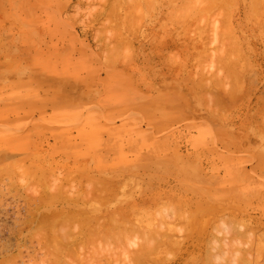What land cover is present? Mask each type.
I'll return each mask as SVG.
<instances>
[{
	"label": "rangeland",
	"instance_id": "rangeland-1",
	"mask_svg": "<svg viewBox=\"0 0 264 264\" xmlns=\"http://www.w3.org/2000/svg\"><path fill=\"white\" fill-rule=\"evenodd\" d=\"M198 1L0 0V259L264 264V0Z\"/></svg>",
	"mask_w": 264,
	"mask_h": 264
},
{
	"label": "bare ground",
	"instance_id": "bare-ground-1",
	"mask_svg": "<svg viewBox=\"0 0 264 264\" xmlns=\"http://www.w3.org/2000/svg\"><path fill=\"white\" fill-rule=\"evenodd\" d=\"M171 1H173V0H171ZM174 1H175V0H174ZM180 1L182 2L183 0H180ZM184 1H185V0H184ZM186 1H188V0H186ZM192 1H194V0H192ZM202 1H203V0H202ZM250 1H251L252 3H250L248 7L252 9V7H253L254 5H253V6H250V5H252L254 1H255V3H256V0H253V1L250 0ZM250 1H249V2H250ZM257 1H258V0H257ZM259 1H260V0H259ZM259 1H258V2H259ZM262 1H263V0H262ZM189 2H190V1H189ZM205 2H206V4H207L208 2H212V4L214 3V1H212V0H211V1L208 0V2H207L206 0H204V4H205ZM176 3H177V2H176ZM198 3H202L201 0L198 1ZM215 3L217 4V1H215ZM262 3H263V2H262ZM262 3H261V4H262ZM212 4H211V3H210V4L208 3V4L206 5V7L208 6V7L211 9V7H210L209 5H212ZM213 5H214V6H217V5H215V4H213ZM213 5H212V6H213ZM262 5H264V3H263ZM262 5H261V6H262ZM261 6H260V7H261ZM208 7H207V8H208ZM262 7H263V6H262ZM213 8H215V7H213ZM213 8H212V9H213ZM251 9H249V10H251ZM259 9H260V8H259ZM260 11H261V10H260ZM263 11H264V10H263ZM263 11H261V12H263ZM249 12H251V11H249ZM251 13H252V12H251ZM214 26L216 27V24H213V28H214ZM226 28H228V27H226ZM215 29H217V28H215ZM231 30H232V29H231ZM228 31H229V30H228ZM218 32H219V31H218ZM218 32L215 30L214 34H216V36H217ZM231 32H232V31H231ZM223 33H224V34L226 33L225 35H227V33H228V36H232V35H233V34H231L230 32H226V30H225V32H222V34H223ZM232 39H233V38H232ZM234 39H235V38H234ZM235 41L237 42V40H235ZM233 42H234V41H233ZM236 42H235V43H236ZM238 43H239V42H238ZM233 45H234V43H233ZM236 45H237V47L239 46L238 44H236ZM236 45H235V47H236ZM82 163H83V162H82ZM30 164H31V163H30ZM84 164H85V163H84ZM80 165H81V164H80ZM82 166H83V165H82ZM84 166H85V165H84ZM18 168H19V165H18ZM18 168H17V169H18ZM82 169H83V167H82ZM84 170H85V169H84ZM2 171H3V170H2ZM80 171H82V170H80ZM107 171H108V170H107ZM4 172H5V171H4ZM83 173H84V172H83ZM4 174H5V173H4ZM6 174H7V173H6ZM73 174H74V173H73ZM77 174H78V173H77ZM74 175H75V174H74ZM66 176H67V175H66ZM68 176H69V174H68ZM81 176H82V172H81ZM71 177H73V176L71 175ZM71 177H69V178H71ZM93 177H95V176H93ZM1 178H2V176H1ZM65 178H66V177H65ZM65 178H63V179H65ZM91 179H92V178H91ZM66 180H67V179H66ZM82 180H84V177H83ZM82 180H80V181H82ZM87 180H88V179H87ZM89 180H90V179H89ZM98 180H99V179H98ZM106 180H107V179H106ZM113 180H114V179H113ZM111 181H112V179H111ZM78 182H79V181H78ZM107 182H108V181H106V183H107ZM71 183H73V182L71 181ZM75 183H77V182H75ZM86 183H87V182H86ZM94 183H95V182H94ZM96 183H97V182H96ZM96 183H95V184H96ZM102 183L104 184V182H102ZM113 183H115V182L113 181ZM116 183H117V182H116ZM84 184H85V183H84ZM89 184H90V183H89ZM95 184H94V185H95ZM97 184H98V183H97ZM109 184H110V183H109ZM61 185H62V184H61ZM73 185H74V183H73ZM79 185H80V184H79ZM82 185H83V184H82ZM87 185H88V184H86V186H87ZM121 185H122V184H121ZM70 186H71V185H70ZM86 186H85V189H86ZM90 186H91V184H90ZM95 186H96V185H95ZM98 186H99V185H98ZM103 186H104V185H103ZM107 186H109V185L107 184ZM110 186H113V184L110 185ZM60 187H61V186H60ZM74 187H76V186H74ZM88 187H89V186H88ZM92 187H93V186H92ZM117 187H118V185H117ZM57 188H58V187H57ZM64 188H65V187H64ZM99 188H100V187H99ZM113 188H114V187H113ZM62 189H63V188H62ZM65 189H66V188H65ZM69 189H70V188H69ZM71 189H75V188H71ZM76 189H77V188H76ZM87 189H88V188H87ZM89 189H90V188H89ZM91 189H92V188H91ZM100 189H101V188H100ZM111 189H112V188H111ZM116 189H117V188H116ZM58 190H59V189H58ZM67 190H68V188H67ZM82 190H83V189H82ZM95 190H96V189H95ZM98 190H99V189H98ZM106 190H108L107 187H106ZM106 190H104V191H105V194L109 191V190H108V191H106ZM113 190H114V189H113ZM113 190H111V191H113ZM37 191H38V190H37ZM76 191H77V190H76ZM85 191H86V190H85ZM85 191H84V192H85ZM89 191L91 192V190H89ZM89 191H88V192H89ZM93 191H94V189H93ZM99 191H100V190H99ZM44 192H45V191H44ZM61 192H62V191H61ZM74 192H75V191H74ZM88 192H87V193H88ZM90 192L88 193L87 198H88V197H92V196H90V194H91ZM95 192H97V191H95ZM95 192H93V193H95ZM114 192H115V191H114ZM54 193H56V192H53V195H54ZM63 193H64V192H63ZM79 193H80V192H79ZM81 193H82V192H81ZM102 193H104V192H102ZM108 193H110V191H109ZM108 193H107V194H108ZM112 193H113V192H111L109 195L112 196V195H113ZM156 193H157V192H156ZM50 194H52V191H50ZM107 194H106V195H107ZM111 194H112V195H111ZM38 195H39V194H38ZM42 195H43V194H42ZM42 195H40V196H42ZM65 195H67V194L65 193ZM75 195H76V194H75ZM75 195H74V197H75L74 199H76V196H75ZM93 195H94V194H93ZM103 195H104V194H103ZM103 195H100V197H98V198L101 200V197H102ZM106 195H104L105 197L103 196L102 199H103V198L106 199V197H108V195H107V196H106ZM159 195H160V194H159ZM36 196H37V195H36ZM45 196H46V195H45ZM57 196H60V195H56V197H57ZM69 196H70V195H69ZM71 196H73V195H71ZM79 196H81V198H80V202H81V199H83L82 197H86V194H85V196H83V194H82V195L79 194ZM79 196L77 197V199H76L74 202L78 201ZM94 196H95V195H94ZM150 196H151V195H150ZM34 197H35V196H34ZM38 197H39V196H38ZM56 197H55V198H56ZM61 197H62V196H61ZM32 198H33V197H31V199H32ZM47 198H48V197H47ZM62 198H63V197H62ZM87 198H86V202L89 201V200H87ZM149 198H151V197H149ZM158 198H159V197H158ZM42 199H43V198H42ZM42 199H41V200H42ZM49 199H50V198H49ZM49 199H48V200H49ZM51 199H52V197H51ZM56 199H57V198H56ZM59 199H60V198H59ZM68 199H69V198H68ZM68 199L65 200V202L68 201ZM71 199H72V198H71ZM71 199H69L68 202H70ZM88 199H90V198H88ZM92 199L94 200L95 198H92ZM92 199H91V200H92ZM108 199L111 200V198H107L106 200H108ZM151 199H152V198H151ZM151 199H150V201L152 202ZM159 199H160V198H159ZM159 199H157L156 202L159 201ZM35 200H36V199H35ZM37 200H39V199L37 198ZM46 200H47V199H46ZM95 200H96V199H95ZM97 200H98V199H97ZM100 200H99V201H100ZM106 200L103 199L102 201L107 202ZM153 200H154V199H153ZM29 201H30V200H29ZM53 201H54V199H53ZM57 201H58V199H57ZM62 201H63V200H62ZM83 201L85 202V199H84ZM99 201H98V202H99ZM147 201H148V199H147ZM150 201H149V202H150ZM35 202H36V201H35ZM35 202H34V203H35ZM37 202H38V201H37ZM37 202H36V203H37ZM39 202H40V200H39ZM48 202H49V201H48ZM50 202H51V201H50ZM68 202H67V203H68ZM72 202H73V201H72ZM74 202H73V203H74ZM108 202H110V201H108ZM144 202H145V201H144ZM151 202H150L149 204H151ZM31 203L33 204V201H31ZM41 203H42V202H41ZM43 203H45V201H44ZM51 203H52V202H51ZM54 203H55V202H54ZM77 203H79V202H76V204H77ZM102 203H104V202H102ZM146 203H147V202H146ZM153 203H154V205H155V202H154V201H153ZM46 204H47V203H45V205H46ZM48 204H49V203H48ZM56 204H57V202H56ZM71 204H72V203H71ZM104 204H105V203H104ZM104 204H103V205H104ZM143 204H144V203H143ZM147 204H148V203H147ZM36 205H37V204H36ZM36 205H34V206H36ZM69 205H70V204H69ZM101 205H102V204H101ZM51 206H53V205H51ZM145 206H146V205H145ZM148 206H149V205H148ZM37 207H38V205H37ZM43 207H44V205H43ZM67 207H68V206H67ZM126 207H127V206H126ZM132 207H133V206H132ZM29 208H31V207H29ZM29 208H28V209H29ZM127 208H128V207H127ZM127 208H126V209H127ZM34 209H35V211H36V213H37V210H38V209L36 210V207H34ZM68 209H69V210H68ZM68 209H66V210H67V211H70V210H71L70 208H68ZM123 209H124V208H123ZM132 209H133V208H132ZM40 210H41V209H40ZM50 210H51V209H50ZM66 210L64 209L63 211H66ZM74 210L76 211V208H75ZM78 210H82V209H78ZM128 210H129V209H127V211H128ZM164 210H165V209H164ZM169 210H170V209H169ZM31 211H32V210H31ZM42 211H43V210H42ZM44 211H45V210H44ZM44 211H43V212H44ZM48 211H49V210H48ZM56 211H57V208H56ZM63 211H62L61 213H63ZM71 211H73V210H71ZM82 211H83V210H82ZM32 212H33V211H32ZM39 212H40V211H39ZM46 212H47V209H46L45 213H46ZM52 212H53V211H51V214H52ZM78 212H79V211H78ZM78 212L76 211V214H75L74 212H69V213H67L69 216H68V215L66 216V215L64 214L65 217H68V218H70V217H72V216H73V217L75 216V221H74V218H72L73 220H71V218H70V219L67 218V220H69V221H66V219L63 218V217H64L63 214L61 215V217H62V216H63V217H62L61 219H60V218H59V219H60V220L64 219V221H65L66 223H65L63 220H62V221H59L58 218L56 219V220L59 221L60 223H61V222H64V223H65V224H63L64 226L60 228L61 231H59V232L62 233V234H58V235H60V237H56V238H55V235H53L55 232H53V234H52L54 237L51 236V237L54 238V240L57 241V242H56V241H53V243L55 242V243L57 244L58 241H59V243H58L57 245L53 244L54 247H55V246H58V247H59V246L61 245V246L59 247V250H58V251H60V252L62 253L63 251H65V250H64L65 248H67L66 250H68L67 252L65 251V252H66L65 254H61V255H63V256H62V260L65 259V258H63V257H65L66 254H68V252H70V256H71V255H72V256H73V255H74V256L78 255V256L75 257L76 259L73 258V259H75V261L78 260V259H79V253L77 254L76 250L79 248L78 251L81 250V252L83 253L82 250L89 249V248H86L85 246H87L88 243H89V244H88V247H89V245H91L90 242H88V243L85 242L86 245L84 244V247H85L86 249H84V247L82 246V243H84V239L86 240V239H88V238H90V237H88V236H87V237H85V236L83 237V236H82V237H83V238H82V237H81V234L79 233V232H81V230H82L83 234L85 233V234L87 235V233H88V229L86 230L87 233H86V231H85V232L83 231L84 228L80 230V228H82L83 226H82V223H81V222H80L81 224H80L78 221L76 222V218H77V219L79 218V217H78ZM80 212H81V211H80ZM83 212H84V211H83ZM119 212L121 213V212H123V210H121V211H119ZM119 212H118V213L114 212L115 215L112 214V216H110L111 219H114L115 216H116V217H115L116 219H117V217H119V216L121 217V215H119V214H120ZM125 212H126V211H125ZM129 212H130V211H129ZM132 212H133V211H132ZM132 212H131V213H132ZM135 212H136V211H135ZM27 213H29V212L27 211ZM49 213H50V211H49ZM54 213H55V212H54ZM61 213H60V214H61ZM70 213H71V214L74 213V215L72 214V216H71ZM84 213H85V212H84ZM84 213L82 214L83 217L81 216V214H80L79 216L81 217L82 220H83L84 218L87 217V218L85 219L86 221L84 222V227H85L88 223H89V225L92 224V222H93L96 218H94V217L92 216V217H91L92 220H93V221H92L91 218L88 217V215H86V214H84ZM164 213H165V212H164ZM170 213H171V212H170ZM30 214H31V213H30ZM32 214L35 215V212L32 213ZM32 214H31V215H32ZM57 214H58V212H57ZM57 214H56V215H57ZM117 214H118L119 216H117ZM128 214H130V213H128ZM165 214H166V213H165ZM168 214H169V213H168ZM168 214H166V215H168ZM171 214H172V213H171ZM40 215H41V214H40ZM40 215H39V216H40ZM46 215H47V214H46ZM58 215H59V214H58ZM84 215H85V216H84ZM124 215H125V214H124ZM124 215H123V216H124ZM43 216L45 217V215H43ZM47 216H48V215H47ZM54 216H55V215H54ZM59 216H60V215H59ZM123 216H122V217H123ZM126 216H127V215H126ZM27 217H28V216H27ZM30 217H32V216H30ZM33 217H34V216H33ZM51 217H52V216H51ZM51 217H50V218H51ZM55 217H56V216H55ZM110 217H108V218H110ZM112 217H113V218H112ZM120 217H119V218H120ZM35 218H36V217H35ZM38 218H39V217H38ZM40 218H41V216H40ZM93 218H94V219H93ZM101 218H102V217H101ZM124 218H125V217H124ZM124 218H123V219H124ZM26 219H27V218H26ZM28 219H30V218H28ZM41 219H42V218H41ZM41 219H39V220H41ZM45 219H46V218H45ZM52 219H54V218L52 217ZM52 219H51V221H52ZM99 219H100V218H98V220H99ZM103 219H105V218L103 217ZM32 220H33V219H32ZM39 220H37V222H38ZM49 220H50V219H49ZM79 220H80V218H79ZM87 220H91L92 222L90 221V222H91V223H90V222H88ZM98 220H97V223L100 222V221H98ZM108 220H109V219H108ZM24 221H25V220H24ZM26 221H27V220H26ZM33 221H35V220H33ZM42 221H43V219H42ZM46 221H47V220H46ZM51 221H49L50 223L47 221L48 224H51ZM72 221H74V222H72ZM83 221H84V220H83ZM103 221H104V220H103ZM103 221H102V222H103ZM109 221H110V220H109ZM109 221H108V222H109ZM118 221H119L118 219L115 220V222H114L113 224H112V221H111L110 224H107V227H108V226L111 227V224L114 225L116 222L118 223V225L115 224V226H113V227L115 228V227H117V226H120L121 223L119 224ZM18 222H19V221H18ZM29 222H30V220H29ZM31 222H32V221H31ZM35 222H36V221H35ZM40 222H41V221H40ZM40 222H38V223L40 224ZM54 222H55V221H54ZM54 222H52V225L54 224ZM69 222H71V223H73V224L76 222V223H75V224L77 225L76 228H78L77 230H79V232L76 231V232L73 233L72 231H73V230H76V229H72V228L68 229L70 226L73 225V224H71V223H70V224H71V225H70ZM86 222H87V224H86ZM104 222L106 223V221H104ZM42 223H44V221H43ZM42 223H41V224H42ZM97 223H96V224H97ZM25 224H26V222H25ZM39 224H38V225H39ZM48 224H47V225H48ZM55 224H57V222H56ZM58 224H59V223H58ZM58 224H57V225H58ZM67 224H69V225H67ZM75 224H74V227L76 226ZM79 224L81 225V227H80ZM99 224H100V223H99ZM102 224H104V223H102ZM122 224H123V223H122ZM28 225H29V224H28ZM32 225H34V223H33ZM38 225H37V227L35 226L36 228H35L34 226H32L33 229H34V228H35V229H38V228H39V229L44 228L43 226L41 227V226H38ZM52 225H51V226H52ZM65 225H67V226H65ZM89 225H88V227H89ZM93 225H94V224H93ZM93 225H92V226H93ZM105 225H106V224H105ZM44 226H45V225H44ZM54 226H56V225H54ZM54 226H52V229L54 228ZM78 226H79L80 228H79ZM90 226H91V225H90ZM92 226H91V227H92ZM95 226H96V225H95ZM99 226H102V225L100 224V225H97V226L95 227V228H96V232H97V234L94 232V231H95V230H94V227H92V228H93L92 231H91V229H89L90 232H93L92 234L90 233L89 236L93 235V236H95V238H96V236H97V238H98V236H99V237H100V238H99L100 240H101L102 238L106 237V236H107V233H108L111 229H110L109 231L107 230L108 232H107L106 234L103 233V235L101 234V236H100V232H101V230H102V232H103V229H104V232H105V230H106L105 227H106V226H105L104 228H102L104 225H103L101 228H100ZM32 227H30V230H31ZM48 227H49L50 230H51V227H50L49 225H48ZM64 227H66V228L68 227L67 229L70 230L71 233H73L74 235H73V234L70 235L71 233L69 234L70 231H68L67 229H66V230L64 229V231H66L68 234H67L66 232L63 233V232H62V229H63ZM74 227H73V228H74ZM86 227H87V226H86ZM86 227H85V228H86ZM97 227H99V228L101 229L100 232H99V228H97ZM110 227H109V228H110ZM113 227H111V228L113 229ZM49 228H48V229H49ZM33 229H32V230H33ZM45 229H47V228H45ZM48 229H47V230H48ZM54 229H55V228H54ZM107 229H108V228H107ZM30 230L28 229L29 233H30ZM41 230H44V229H41ZM41 230H40V231H41ZM84 230H85V229H84ZM97 230H98V231H97ZM45 231H46V230H45ZM51 231H53V230H51ZM43 232H44V231H43ZM82 232H81V233H82ZM35 233H36V236H39V235H40L39 230H38L37 232L34 231V233H33L32 235H34ZM48 233H49V232H48ZM75 233H77V234L79 233L78 236H77V234H76V238H78V237L80 236V238H82L83 240L81 241V239H80V240H79V239H76V238L74 239V237H75ZM98 233H99V234H98ZM38 234H39V235H38ZM50 234H51V233H50ZM63 234H64V235H63ZM85 234H84V235H85ZM56 235H57V234H56ZM41 236H42V235H41ZM44 236H45V234H43L42 237L45 238ZM67 236H69V237L66 238ZM70 236H71V239H69ZM93 236H91V237L93 238ZM29 237H30V236H29ZM32 237L34 238V236H32ZM39 237H40V236H39ZM61 237H62V238H61ZM72 237H73V239H72ZM101 237H102V238H101ZM30 238H31V237H30ZM40 238H41V237H40ZM43 238H42V239H43ZM57 238H58V240H57ZM59 238L62 240V241H61V242H62L61 244H60V240H59ZM97 238H96V239H97ZM35 239H36V237H35ZM49 239H50V238H49ZM49 239H48V240H49ZM68 239H69L70 241H68ZM90 239H91V238H90ZM105 239H106V238H105ZM32 240H33V239H32ZM32 240H31V241H32ZM38 240H39V239H38ZM45 240L48 241L47 238H46ZM65 240H67V241L65 242ZM36 241H37V239H36ZM49 241H50V240H49ZM51 241H52V240H51ZM51 241H50L48 244H51V245H52ZM157 241H158V240H157ZM160 241H161V240H160ZM166 241H167V243L169 242V240H166ZM37 242H38V241H37ZM96 242H98V241H96ZM96 242H94V244H96ZM170 242H171V241H170ZM170 242H169V243H170ZM45 243H46V242H45ZM63 243H65V244H63ZM91 243H92V242H91ZM106 243H107V245H108V242H105V244H106ZM158 243H159V241H158ZM160 243H161V242H160ZM162 243H163V242H162ZM37 244H39V245H37ZM37 244H36L37 246L41 247V246H40V242H38ZM42 244L44 245V243H42ZM46 244H47V243H46ZM59 244H60V245H59ZM92 244H93V243H92ZM94 244H93V245H94ZM62 245H63V246L66 245V247L64 246V248L62 249V248H61V247H63ZM46 246H47V245H45V247H46ZM58 247H57V248H58ZM80 247H81L82 249H80ZM3 248H4V247H3ZM3 248H2V249H3ZM7 248H8V247H7ZM49 248H50V247H48V249H49ZM18 249H19V248H18ZM18 249H17V250H18ZM39 249H40V248H39ZM45 249L48 250L47 248H45ZM52 249H55V248L52 247ZM60 249H62L63 251L60 250ZM6 250H8V249H6ZM19 250H20V249H19ZM34 250H35V249H34ZM20 251H22V250H20ZM52 251H53V250H52ZM58 251H57V252H58ZM5 252H6V251H5ZM12 252H13V251H12ZM37 252H38V251H37ZM49 252H51L50 249H49ZM54 252H55V251H54ZM54 252H53V254L55 255ZM8 253H9V252H8ZM14 253H15V252H14ZM33 253H34V251H33ZM35 253H36V252H35ZM58 253H59V252H58ZM84 253H86V252L84 251ZM87 253H88V251H87ZM11 254H12V253H11ZM17 254H18V253H17ZM17 254H16V255H17ZM19 254H20V253H19ZM50 254H51V253H50ZM88 254H89V253H88ZM139 254H141V252H140ZM139 254H138V256H139ZM5 255H6V256H5ZM5 255H4V256H3V255L1 256L2 258L0 259V264H13V263H15V258H14V257H18V256H13V255L11 256L10 254H9V256H7V254H5ZM20 255H21V254H20ZM33 255H34V254H33ZM36 255H38V254H36ZM58 255H59V254H58ZM58 255H56V258H57L56 261H55V259H54V256L52 255L54 261L52 260L53 262L51 261V262H49V263H50V264H51V263H53V264L55 263V264H56V263L58 262L57 264H59V262H60L59 258H61V256L58 257ZM23 256H24V255H23ZM34 256H35V255H34ZM81 256H83V255H80V258H81V260L79 259L80 262L84 260V258H85L86 255L84 254V256H83L84 258H82ZM31 257H32V256H31ZM37 257H38V256H37ZM41 257H42V256H41ZM41 257H40V258H41ZM43 257H44V256H43ZM77 257H78V258H77ZM139 257H140V256H139ZM21 258H22V256H21ZM40 258H39V259H40ZM18 259H19V258H18ZM18 259H17V260H18ZM46 259H47V258H46ZM68 259H69L70 261H67ZM68 259L66 258L65 261H66V262H69V263H71V264H73V263L76 264V262H77V264H81V263L78 262V261L74 262V260H71L72 258H69V257H68ZM85 259H86V258H85ZM17 260H16V261H17ZM22 260H23V259H22ZM57 260H58V261H57ZM62 260H61V264H63V263H62ZM24 261H25V260H24ZM26 261H29V260H26ZM37 261H38V260H37ZM42 261H43V260H42ZM45 261H46V260H45ZM71 261H73V263H72ZM130 261H132V258H131V260H129V262H130ZM39 262H40V261H39ZM63 262H64V261H63ZM66 262H65V263H66ZM21 263H22V262H21ZM23 263H24V262H23ZM34 263L36 264V262H34ZM69 263H68V264H69ZM83 263H84V262H83ZM93 263L95 264L96 262H93ZM25 264H29V263H25ZM66 264H67V263H66ZM89 264H91V263H89Z\"/></svg>",
	"mask_w": 264,
	"mask_h": 264
}]
</instances>
